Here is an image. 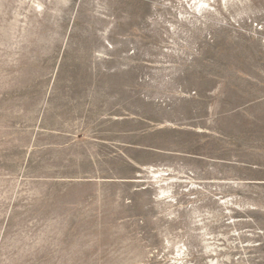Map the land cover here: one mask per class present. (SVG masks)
Instances as JSON below:
<instances>
[{
    "label": "rangeland",
    "instance_id": "1",
    "mask_svg": "<svg viewBox=\"0 0 264 264\" xmlns=\"http://www.w3.org/2000/svg\"><path fill=\"white\" fill-rule=\"evenodd\" d=\"M0 264H264V0H0Z\"/></svg>",
    "mask_w": 264,
    "mask_h": 264
}]
</instances>
